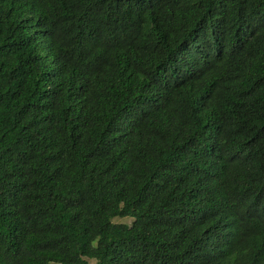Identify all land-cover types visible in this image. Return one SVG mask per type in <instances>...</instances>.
Returning <instances> with one entry per match:
<instances>
[{
  "label": "trees",
  "instance_id": "trees-1",
  "mask_svg": "<svg viewBox=\"0 0 264 264\" xmlns=\"http://www.w3.org/2000/svg\"><path fill=\"white\" fill-rule=\"evenodd\" d=\"M264 264V0H0V264Z\"/></svg>",
  "mask_w": 264,
  "mask_h": 264
},
{
  "label": "rangeland",
  "instance_id": "rangeland-1",
  "mask_svg": "<svg viewBox=\"0 0 264 264\" xmlns=\"http://www.w3.org/2000/svg\"><path fill=\"white\" fill-rule=\"evenodd\" d=\"M51 264H57V263H53V262H52Z\"/></svg>",
  "mask_w": 264,
  "mask_h": 264
}]
</instances>
